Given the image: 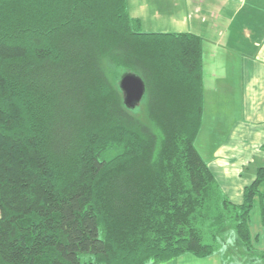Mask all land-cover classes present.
Returning <instances> with one entry per match:
<instances>
[{
    "label": "trees",
    "instance_id": "1",
    "mask_svg": "<svg viewBox=\"0 0 264 264\" xmlns=\"http://www.w3.org/2000/svg\"><path fill=\"white\" fill-rule=\"evenodd\" d=\"M203 114L201 36L146 32L128 0H0V264L209 258L227 224L252 248L264 162L232 202L195 146Z\"/></svg>",
    "mask_w": 264,
    "mask_h": 264
},
{
    "label": "crops",
    "instance_id": "2",
    "mask_svg": "<svg viewBox=\"0 0 264 264\" xmlns=\"http://www.w3.org/2000/svg\"><path fill=\"white\" fill-rule=\"evenodd\" d=\"M149 4L173 14L182 7L191 15V28L201 30L191 31L203 38L204 114L206 81L215 78L219 85L239 74L234 85L226 80L224 87L210 91L211 97L222 101L223 110L233 109L227 103L235 98L242 113L232 122L230 139L217 147L207 163L232 202L241 204L244 188L264 162V0H146L138 6L141 10ZM137 17L145 22L142 15ZM185 257L167 264L192 261Z\"/></svg>",
    "mask_w": 264,
    "mask_h": 264
},
{
    "label": "rangeland",
    "instance_id": "3",
    "mask_svg": "<svg viewBox=\"0 0 264 264\" xmlns=\"http://www.w3.org/2000/svg\"><path fill=\"white\" fill-rule=\"evenodd\" d=\"M139 1L146 3V0H128L129 10L131 15L135 17L138 15H142L144 17L145 22H142L144 31L172 33H194L192 31L201 32L200 29H195L193 26L191 28V25H189L191 15L184 11L182 7L179 8L178 13L176 14L169 13L167 11L159 12L157 7L150 4L148 7L143 5L144 7L140 10L138 6ZM213 79L210 78L209 81H206L208 100L206 101L205 114L202 119L200 132L195 141V146L198 153L206 162L211 161L210 159L219 145L230 139V132L233 129L232 122L235 121L237 116H241L242 113V110L237 107L235 98L233 103H227V105H234V108H226L223 110L224 108L221 106L222 101L217 99V97H211V92L215 90V87H219L220 85L221 87H224L226 80L227 82L231 84L233 83L234 85L239 80V74L233 73V76L228 77L224 83L219 82V85L215 81V78ZM231 95L235 97V93ZM134 113L141 118H146L145 109L142 102L135 108ZM255 154L258 155L259 150H257ZM246 175H248L247 171ZM261 189L264 191V184L262 185ZM228 197L230 198L229 194ZM250 229L253 237L252 248H245L238 239L234 226L227 224L222 231L218 230L217 232H214L217 236L215 240L213 239L214 237L211 232L210 235L212 237H208L206 239L207 242L216 244V254L212 258H198L192 254H187L186 256L188 257H185V259H192V261L188 262L187 264H264V224H262L261 221L260 205L258 199H256L251 213Z\"/></svg>",
    "mask_w": 264,
    "mask_h": 264
},
{
    "label": "water",
    "instance_id": "4",
    "mask_svg": "<svg viewBox=\"0 0 264 264\" xmlns=\"http://www.w3.org/2000/svg\"><path fill=\"white\" fill-rule=\"evenodd\" d=\"M119 85L124 94L126 106L130 109L136 108L142 102L146 93L144 81L140 77L128 73L123 75Z\"/></svg>",
    "mask_w": 264,
    "mask_h": 264
}]
</instances>
